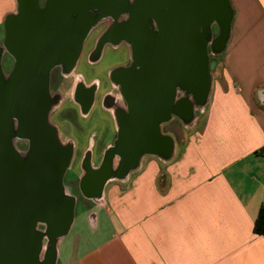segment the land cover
Returning <instances> with one entry per match:
<instances>
[{"label":"crops","instance_id":"crops-1","mask_svg":"<svg viewBox=\"0 0 264 264\" xmlns=\"http://www.w3.org/2000/svg\"><path fill=\"white\" fill-rule=\"evenodd\" d=\"M228 1L229 35L206 102L167 120L164 152L144 154L124 175H114L115 161L101 193L83 196L102 237L67 264H264V236L254 230L264 205V0ZM18 8L0 0V33ZM89 167L98 170L93 160Z\"/></svg>","mask_w":264,"mask_h":264},{"label":"water","instance_id":"water-1","mask_svg":"<svg viewBox=\"0 0 264 264\" xmlns=\"http://www.w3.org/2000/svg\"><path fill=\"white\" fill-rule=\"evenodd\" d=\"M39 1L18 0V14L5 21L4 49L15 59L8 77L3 74L0 46V264H56L57 245L69 233L75 218L77 200L64 188L73 149L64 146L56 129L47 123L52 108L51 71L60 65L68 72L74 69L87 37L100 21L125 14L138 24L151 18L171 24L174 36L177 26L182 28L181 63L186 71L194 47L198 78L205 89L196 104L203 106L211 85L208 45L214 55L223 52L233 16L228 0H135L134 4L129 0H47L44 8H39ZM214 24L219 29L217 38H213ZM118 31L127 41L134 34L129 27ZM117 75L126 87L122 81L130 73L119 71ZM130 93L127 86L130 112L123 120L131 124L141 117L153 119L152 144L143 148L139 144L141 130L136 129L130 135L124 133L132 135L137 145L124 148L119 143L126 137L120 131L118 143L108 155L120 157L121 175L134 169L143 153L165 151L163 145L168 139L160 134L154 119L164 121L171 116V101H149L144 98L145 92L137 99ZM14 138L30 141L25 159L16 150ZM91 173L98 174V191L85 194L82 180L86 198L101 193L111 165L105 163ZM39 225L44 231L38 230ZM45 238L48 248L41 260Z\"/></svg>","mask_w":264,"mask_h":264},{"label":"flooded vegetation","instance_id":"flooded-vegetation-1","mask_svg":"<svg viewBox=\"0 0 264 264\" xmlns=\"http://www.w3.org/2000/svg\"><path fill=\"white\" fill-rule=\"evenodd\" d=\"M46 2L47 0L44 2L40 0L39 8H44ZM134 2L135 0H129L130 4H134ZM136 23H132L128 14L117 19L107 18L102 20L92 29L90 34L99 27L103 28L102 31L99 36L96 35L97 38L95 36L91 40V46L88 49L86 48L84 52L85 41L80 58L74 69L68 72L65 66L60 65L55 67L50 73L49 92L52 108L48 115L47 123L48 126L56 129L59 140L64 146L77 150L86 148L87 150L83 158L85 173L78 181L79 191L83 196L84 192L85 194H91L98 191V174L91 173L93 170L87 169L93 159L90 150L95 148L96 143L100 145L101 142L99 140L102 138L101 133L97 129L100 124L96 121L94 125L96 110L105 115L108 119L107 122H109L108 124L106 122L105 127H107L105 129L112 130L114 134L112 141L103 148L101 159L97 162L98 170L103 164H108L109 162V165H111L109 176H111L113 174L112 166L117 161L118 167L114 171V175H121L120 157L117 155L110 157L108 155L118 143L119 132L121 131L126 137L119 144L124 148H129L137 144H135V138L132 135L128 137V135L136 129L141 130L139 144L143 148H147L152 144L151 132L153 131V119L149 116L141 117L137 119L138 121L133 119L131 124L123 120L130 112V104L126 99L125 88L128 86L130 94H132L131 97L137 99L142 95V92H145L144 98L149 101L155 100L160 103L166 102V100L171 101L169 103L171 111L169 119L175 117L187 118L190 115L189 112L192 111L196 102L200 99L199 95L205 91L198 78L193 56L194 47L190 50L191 56L189 57L187 71L181 63L183 59L181 46L184 43L181 27L177 26V33L174 36V32L170 28L171 24L166 25L164 22L160 23L151 18H147L143 23ZM214 26L215 24L213 28ZM124 27L134 30V34L131 35L129 41L118 31V29H123ZM0 46L3 47V56L8 54L6 49H4V39ZM113 46L125 49V61L115 64L104 72L100 68V63L106 50H115ZM209 49L211 50L210 44L208 45ZM210 50L209 54L211 55L212 51L210 52ZM11 59L13 60V70L15 59L13 57ZM81 61L85 64L86 69L87 65L88 67L91 65H96L97 67L94 69L93 67L88 68V71H86L87 76L80 72L74 76L73 73H76L77 69L82 66ZM53 71H56L55 77H53ZM119 71L130 73L127 80L122 81L127 84L126 87H123L121 84L122 79L117 75ZM10 73H6L3 70L4 77H8ZM99 73L102 79L100 77L91 78L92 75L97 76ZM89 77L91 79L87 82L86 79ZM131 97H129V100L131 108H133ZM68 104L74 109L71 117L62 119V123H65L63 126H57L55 124L56 120L61 119L62 109L66 108ZM56 109L60 112L55 116ZM154 122L161 134L168 121L166 119L160 121L156 117ZM16 126L17 122L15 121ZM124 132H128V135ZM19 141L25 143V149L18 150L16 144ZM14 146L25 159L30 148V141L14 138ZM144 154L147 153H143L142 156ZM82 180H84V192H82L80 186Z\"/></svg>","mask_w":264,"mask_h":264},{"label":"rangeland","instance_id":"rangeland-1","mask_svg":"<svg viewBox=\"0 0 264 264\" xmlns=\"http://www.w3.org/2000/svg\"><path fill=\"white\" fill-rule=\"evenodd\" d=\"M43 2L45 0H42ZM101 22V21H100ZM99 22V23H100ZM102 27L96 28L95 30H93L92 34H90V36L87 38L86 40V44H85V49L84 52L86 50V48L88 49L91 46V40L97 35L99 36L100 32L102 31ZM213 31H216V33L218 34L219 29L218 26H214ZM4 26H3V32L0 33V43L3 42L4 39ZM96 36V38H97ZM114 47V46H113ZM114 47L113 49L115 50H106L104 58L102 60V62L100 63V68L106 72L108 69H110L112 66H114L117 63L120 62H124L125 61V49L124 48H118ZM210 50V49H209ZM209 50H208V55H209V67L210 70L213 71V69H215L218 64H220V57L215 58L214 54L211 52V55L209 54ZM82 66L80 68L77 69L76 73H73L74 76L77 75V73H83L84 75L87 76V69L90 67L96 68L97 66H90L88 67L87 65V69L85 68V64H83V62L81 61ZM12 65H13V60L11 59V57L8 54H5L3 56L2 59V66H3V70L6 73L11 72L12 70ZM103 72V73H104ZM102 73V74H103ZM53 77L56 76V71H53ZM95 77H101V74L99 73V75H92L91 78H95ZM90 77L86 79L87 82L90 81L91 79ZM73 107L71 105H67L66 108H63L62 112L63 114L60 115L61 119H57L56 117V125L57 126H63V124H65L64 122L62 123V121L66 118H70L74 109H72ZM59 110L56 109L55 110V116L59 114ZM63 119V120H62ZM94 125L96 123V121L101 125H99L97 127V129L99 130V133H101L102 138L99 140L100 145H98L96 143V146L93 150V161L94 162H99V160L101 159V152L104 148V146L108 143H110L114 137V134L112 133V130H108L105 129V124L108 121V119L105 117L104 114L100 113L99 111H95V117H94ZM61 122V123H59ZM109 122H107L108 124ZM16 147L18 148V150H23L26 148L25 143L23 141H19V143L16 144ZM82 154V150L78 151V153H76V155L73 158L72 164L69 167V169L67 170L65 176H64V188H65V193L70 195L71 197H75L77 200V204H76V208H75V218H74V222L73 225L71 227V230L68 234V236H66L61 245H60V255H59V260H60V264H67L68 260L72 257V255H74L75 253H77V255H81L84 253V251L87 249V247H84V244H88L90 243V245L93 244V242H98L101 240V235L100 233L98 234L96 230H93V227H91L90 221H89V217L91 215V213L93 211L96 210L95 206L93 204H88V201H86L83 198V195L80 193L79 191V186H78V181H79V177H78V171L80 169V164H79V160ZM102 220V219H101ZM38 230L44 231V227L39 226ZM89 245V246H90ZM58 246V245H57ZM88 246V247H89ZM48 248V240L47 238L44 239L43 241V249H42V254H41V260H44V255L47 251Z\"/></svg>","mask_w":264,"mask_h":264},{"label":"trees","instance_id":"trees-1","mask_svg":"<svg viewBox=\"0 0 264 264\" xmlns=\"http://www.w3.org/2000/svg\"><path fill=\"white\" fill-rule=\"evenodd\" d=\"M258 154L264 157V147L258 151ZM254 230L256 234L264 236V205L260 208Z\"/></svg>","mask_w":264,"mask_h":264}]
</instances>
